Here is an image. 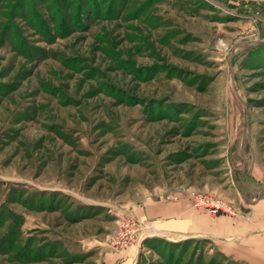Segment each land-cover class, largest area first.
<instances>
[{"label":"rangeland","instance_id":"rangeland-1","mask_svg":"<svg viewBox=\"0 0 264 264\" xmlns=\"http://www.w3.org/2000/svg\"><path fill=\"white\" fill-rule=\"evenodd\" d=\"M260 1L115 0L64 27L56 0H0V264H120L141 238L135 264H238L145 213L264 192ZM130 218L145 233L114 246Z\"/></svg>","mask_w":264,"mask_h":264},{"label":"crops","instance_id":"crops-1","mask_svg":"<svg viewBox=\"0 0 264 264\" xmlns=\"http://www.w3.org/2000/svg\"><path fill=\"white\" fill-rule=\"evenodd\" d=\"M252 175L255 177L254 173ZM251 206L252 209L245 212L239 207L233 216L214 218L204 213H195L186 200H181L156 204L153 209L148 208L145 215L152 220L157 235L163 238H205L219 244L223 252L233 260L246 264H264V196ZM142 241L143 238L139 239L125 255L112 253L111 257L122 258L120 264H135Z\"/></svg>","mask_w":264,"mask_h":264},{"label":"built area","instance_id":"built-area-1","mask_svg":"<svg viewBox=\"0 0 264 264\" xmlns=\"http://www.w3.org/2000/svg\"><path fill=\"white\" fill-rule=\"evenodd\" d=\"M264 5V1H260ZM192 206L198 212L208 211L210 215L217 216L220 214L232 215L234 213L232 207L217 197L206 194H194ZM145 225L134 218L124 221L114 232L113 245L127 248L134 236L139 233H145Z\"/></svg>","mask_w":264,"mask_h":264},{"label":"trees","instance_id":"trees-1","mask_svg":"<svg viewBox=\"0 0 264 264\" xmlns=\"http://www.w3.org/2000/svg\"><path fill=\"white\" fill-rule=\"evenodd\" d=\"M33 1L34 0H32V3H33ZM40 1L42 2L43 0H40ZM56 1L58 2V4H57V7H56L55 10L56 11H57V9L60 10L59 13L56 14V15H59V17H60V21L58 23L60 25L63 24V21H64L63 18L68 17L70 15V13L72 14L71 15V19L72 20L75 19L76 22L78 23V21L80 20L81 17H83V15L85 17L97 16V14L100 12V10H102V12H106V10H108V6L109 5L113 6L112 3L115 2V0H56ZM19 2H22V1H19ZM46 2H52V0H46ZM25 4H26V2H25ZM18 5L20 6V3H18ZM102 7H104V9ZM73 13L76 14L75 18H72L74 16ZM34 19L39 21L38 22L39 24L36 25V26H41L43 24L42 22H44V21H42V19L39 18L38 15ZM66 22L67 21H64V25H63L64 27H67ZM64 27H58V31L63 30ZM45 28H46V30L49 29L48 26L47 27L45 26ZM64 30H67V29H64ZM52 32H55L56 34H59L58 32H56V30H52ZM48 33L49 32L45 31L44 35H47ZM49 34H51V33H49ZM19 38H21V37H19ZM259 46H264V43L259 45ZM226 259L228 261L235 262V263H238V264H246V263H243V262H239V261L233 260V259H231L229 257H227Z\"/></svg>","mask_w":264,"mask_h":264},{"label":"water","instance_id":"water-1","mask_svg":"<svg viewBox=\"0 0 264 264\" xmlns=\"http://www.w3.org/2000/svg\"><path fill=\"white\" fill-rule=\"evenodd\" d=\"M263 195H264V192L261 193L260 195H258V196L256 197L255 201H258ZM250 202H252V201H250Z\"/></svg>","mask_w":264,"mask_h":264}]
</instances>
